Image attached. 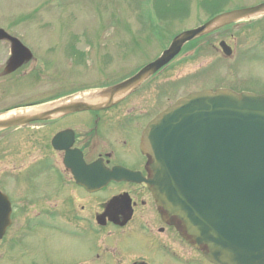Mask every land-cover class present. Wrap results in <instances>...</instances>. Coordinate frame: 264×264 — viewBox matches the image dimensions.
<instances>
[{"label":"rangeland","instance_id":"rangeland-1","mask_svg":"<svg viewBox=\"0 0 264 264\" xmlns=\"http://www.w3.org/2000/svg\"><path fill=\"white\" fill-rule=\"evenodd\" d=\"M174 1L179 3L178 7L184 10L183 13L181 15L177 13L175 17L168 15L157 20L153 11L154 0H0V26L21 36L26 45L35 50L37 63H39V56L47 53L49 55L45 56L46 61L54 62L63 59L58 66L41 64V71L38 75L41 77L39 84L36 87L30 85L27 91L31 98L39 100L38 97L44 96L45 92L48 93L50 89H54L55 95L71 91V65H75L78 61V57H74L77 51H71V46L74 47L73 49L82 50V53L87 52L85 56L89 54V60H94V63L96 54L100 52L110 53L109 60L112 62L115 53L129 50L130 53L126 58L121 59L117 55L116 61L109 67L113 69L118 64L127 62L122 66L124 69L135 68L149 55L150 59L158 55L162 46L168 44L171 35L178 30L197 26L214 11L248 6L262 0H171L169 7ZM211 1H217V3L214 2L216 4L213 5ZM168 17L171 20H162ZM261 20L263 23L260 27L254 26V29H251L252 26L244 27L247 31L241 36L243 27L237 26L231 28L233 33L228 31L216 33L197 42L195 45L199 46L197 58H187L191 50L187 51L189 53L185 52L180 55L165 73L152 82L153 86L142 91L145 93L144 100L140 101L139 96L134 99V101L138 100L135 103L140 105L146 103L152 110L158 108L156 105L164 98H162L164 89L168 88L170 91L172 83L176 90L170 91V98L176 95L174 92L178 91V95L202 85V87L232 86L235 90L264 93V18ZM222 39L234 48V54L230 58L222 57L221 51L217 48L219 47L218 42ZM2 49H4L3 45H0V61ZM59 52L61 55L57 54ZM50 54L57 55L53 59ZM82 63L76 65V68L80 69ZM34 64L36 63H31V65ZM93 70L96 71L95 68ZM180 76H185L184 83V79L181 81ZM48 79L49 82L46 81ZM6 82L7 76H2L0 78V105L14 101L25 102V96L15 95V90L11 91L10 87L7 86L3 91L5 88L3 84ZM160 83V93L154 95L159 91ZM184 84L186 86H182ZM6 96H8L7 99L4 98ZM28 133L26 163L29 165L31 163L32 168L28 169L27 177L32 179L35 174L31 172L35 169L33 167L38 168L39 166L34 161L46 154L50 157L52 152L48 148H41L38 144L45 137L44 131L33 129ZM94 140L92 139L93 146ZM3 143L5 144L3 153L6 154V159L0 160V170L4 168L2 165L7 162V159L19 153L10 149L9 137H5ZM129 148L130 150L124 149L119 142L113 140L112 149L120 158L119 161L129 162L125 151L131 153L135 147L130 146ZM55 155L61 158V153L59 157L57 153ZM60 173L55 170L48 175L38 176L40 178H38L37 188L44 190L51 184L60 195L67 196L73 185L71 184L69 191L67 187L62 186ZM3 174V172L0 173V175ZM34 177L37 176L34 175ZM65 178V184L70 185V182H66L69 179L68 174H65ZM34 181L33 179L31 182ZM0 182L2 183V179ZM38 189L35 191L32 184L28 191L29 193L39 192ZM47 201L38 199L36 195H29L27 200H21L17 202V205L21 207L22 203H27V215L31 219L34 218L31 221L34 222L41 203ZM66 211L70 217L71 210L66 207ZM24 214L25 212H20V209L15 211L14 217L21 226ZM154 215L155 212L151 210L145 218L149 219ZM156 224L158 223L150 224L149 227L155 228ZM133 225L132 230L125 233L117 232L115 237L108 238L107 244L101 242L104 236L103 231L99 234L86 235L74 229L71 230L70 238L58 231L40 229L36 237L30 239V243L25 244V251L20 262L13 260L14 262L7 263L3 260L1 264H102V261H106L104 264H115L119 260L118 255L113 257L109 254L107 246H116L117 250L121 251L122 257H141L150 264H183L171 254H166L157 248V239L148 232L147 228L143 227L140 212ZM190 264L200 263L190 262Z\"/></svg>","mask_w":264,"mask_h":264},{"label":"water","instance_id":"water-1","mask_svg":"<svg viewBox=\"0 0 264 264\" xmlns=\"http://www.w3.org/2000/svg\"><path fill=\"white\" fill-rule=\"evenodd\" d=\"M261 12L264 3L223 13L178 34L136 75L102 91L107 98L104 104L166 64L187 40ZM0 37L9 36L0 30ZM221 45L229 54L230 49ZM100 106L69 103L53 111ZM35 117L28 114L22 121ZM9 120L0 126L16 123ZM66 132L58 133L53 143L68 139ZM69 144L59 147L67 149ZM143 145L152 160L153 176L148 182L158 207L168 214L170 224L183 228L180 232L186 240L216 264H264V94L227 88L190 93L149 123ZM68 158L66 153L67 165ZM77 161L81 162L79 157ZM87 171L81 177L95 180L99 176L94 167ZM1 214L5 216L3 207Z\"/></svg>","mask_w":264,"mask_h":264},{"label":"flooded vegetation","instance_id":"flooded-vegetation-1","mask_svg":"<svg viewBox=\"0 0 264 264\" xmlns=\"http://www.w3.org/2000/svg\"><path fill=\"white\" fill-rule=\"evenodd\" d=\"M123 105L125 107L134 108V106L130 105L129 102H125ZM100 113L101 112H97L94 115L98 116L100 119V116H99ZM120 118H122V116L119 113L114 114V119H120ZM126 120H128V118H126ZM126 129H128V128H125V130ZM133 130L135 131V133L132 132V130H126V133L120 139L122 144L125 147H129L130 145L134 146L138 140L137 138H138L139 128H135ZM91 134H92V132L91 133L89 132V136L87 135V138L84 140V143L82 145L83 146L82 149L84 151V154H85L86 148H88V142L91 141V136H90ZM78 140H79V137L77 135H75V143H77ZM114 140H117V138H115ZM133 142H134V144H133ZM84 146H86V147H84ZM86 151L90 152L91 154L95 153L94 149L90 150L88 148ZM109 153H110V157H112L113 152H109ZM125 154H126L127 160L129 161V164L125 163L126 165H128L131 168L137 169V170H141V171L143 170V165H144L143 160L141 158H139L140 156L138 155V153H135L133 150V152H131V153H129L128 151H125ZM97 155L99 157V154H97ZM109 164H110V162H109ZM108 191L109 192L107 193L106 197H104L103 200H99V201H97V200L100 199L101 196H99V194H97V192H94V193L84 192V193H78V194L75 192H71V217L74 220L78 219V221H79L78 224H81L83 227H86V226L88 227L92 224L91 223L92 222L91 214L93 212H91V210H94V208H92L91 206H94L96 204V203H88V197H90L91 200L95 199L97 203H99L101 206H103L104 202L109 197L117 196L121 193L126 192L131 197L132 205H133V207H132L133 208V212H132L133 216H131V220L128 221L126 223V225L129 222H133L135 220L139 211L141 213V220L145 219V217L143 215H146L148 213V210H149L148 208H151V201H150L149 195L147 193V190L143 186L138 185L136 183H132V182H128V183H126V182L122 183L121 182L118 185L111 186L108 189ZM111 192H112V194H111ZM82 194H84V196H86L87 198H86L85 204L80 205V211L86 210V212L85 213H76L77 204L75 202V199L77 196L82 195ZM88 204L91 205V206H89V208L87 206ZM120 219H121V217L118 216V221H122V219L121 220ZM71 223H73V220H71ZM126 225H124V226H126ZM107 226L113 227V228L124 227V226H118V225H116L112 222H109V221L107 222ZM153 232L154 231H152V233ZM155 232L158 233L159 235H161L163 238V240H158L156 243L157 247L159 248L160 251L165 252V253L167 252V253L171 254L175 258L179 259L180 262L183 264H190V262H196V263L198 262L200 264H210L209 262H204L203 256L199 255L193 247L189 246L183 240L176 239L175 236L173 235L174 232L172 231L171 228H169L167 226H163V227L158 226L156 228ZM112 252L115 253L116 251H112Z\"/></svg>","mask_w":264,"mask_h":264}]
</instances>
